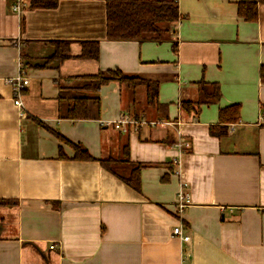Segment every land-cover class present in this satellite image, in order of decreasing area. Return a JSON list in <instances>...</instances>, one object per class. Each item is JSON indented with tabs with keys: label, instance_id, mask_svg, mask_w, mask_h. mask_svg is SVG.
Segmentation results:
<instances>
[{
	"label": "crops",
	"instance_id": "1",
	"mask_svg": "<svg viewBox=\"0 0 264 264\" xmlns=\"http://www.w3.org/2000/svg\"><path fill=\"white\" fill-rule=\"evenodd\" d=\"M242 1L253 0H178L175 51L172 41L107 39L106 0H0V198L18 201L0 206V264H264V3L249 21ZM55 40L70 42L71 57L44 65ZM86 40L100 41L98 59L80 56ZM111 68L160 79L162 105L148 104L146 86L112 81L96 92L100 118L60 116L62 88ZM22 71L30 83L17 105L9 80ZM201 81L218 83L222 97L188 111ZM232 104L240 119L213 136ZM128 114L158 123L112 126ZM51 129L93 159H75ZM126 146L146 164L140 192L99 160ZM183 181L191 200L178 215ZM179 225L190 240L174 234Z\"/></svg>",
	"mask_w": 264,
	"mask_h": 264
},
{
	"label": "trees",
	"instance_id": "2",
	"mask_svg": "<svg viewBox=\"0 0 264 264\" xmlns=\"http://www.w3.org/2000/svg\"><path fill=\"white\" fill-rule=\"evenodd\" d=\"M107 17V39L111 40H145L172 41L174 50L178 47L174 40L173 25L178 22L182 15L179 11L178 0H106ZM259 3L264 0L242 1L238 6V13L246 20L258 19ZM57 0H30V6L34 8L56 7ZM55 52L47 57L44 65L50 62H63L71 57L70 42L67 40L52 41ZM100 41H82L81 57L98 59L100 56ZM260 77L264 82V65L260 69ZM87 83L80 87H64L58 94L59 114L62 118L72 120L97 119L101 117V98L96 94L98 90L112 81H118L126 87L135 90L137 87L146 86L148 104L159 108V80H153L145 76L134 75L123 72L118 68L102 70L94 75H87ZM96 94V95H95ZM200 98L195 102H184L183 106L188 111H200L203 104L218 102L222 97L220 85L216 82H199ZM241 109L239 104L225 106L220 110L219 122L211 125L210 132L213 136L222 137L230 128L232 123L240 119ZM45 125L42 121H39ZM62 141L72 145L78 160L93 159L88 148L82 143H75L64 137L58 130L51 129ZM104 168L113 175L118 176L127 185L136 191L141 189V170L146 167L142 162L130 159L129 148H124L121 157H109L99 159ZM18 201L11 198H0V206L16 205Z\"/></svg>",
	"mask_w": 264,
	"mask_h": 264
},
{
	"label": "built area",
	"instance_id": "3",
	"mask_svg": "<svg viewBox=\"0 0 264 264\" xmlns=\"http://www.w3.org/2000/svg\"><path fill=\"white\" fill-rule=\"evenodd\" d=\"M23 4L21 2H17L16 5L14 6V9L17 11H20L22 9ZM10 83L13 84V87L15 91H17V97L15 98V104L17 105H22V100L20 99V94L22 93L23 89L29 85V79L24 76L23 71L20 73V75L16 76V78L10 79ZM145 123H151L153 125L157 124L158 121H148L146 119L144 120H138L131 116L130 114L128 115H123L119 119L113 121L112 126L115 128H118L124 132L128 131V127L130 125L138 126V125H143ZM177 145L179 146L180 149L186 150L190 148V142L184 141L179 139L177 141ZM188 184L183 181L181 183V187L179 188V192L177 195V200H176V206H177V214L178 215H183L190 203V192L187 190ZM174 234L176 236H180L184 240H190V236L184 232V229L182 225L176 226L173 230Z\"/></svg>",
	"mask_w": 264,
	"mask_h": 264
}]
</instances>
